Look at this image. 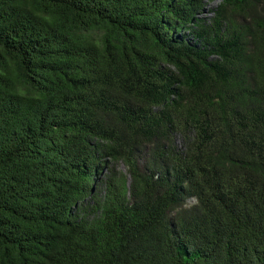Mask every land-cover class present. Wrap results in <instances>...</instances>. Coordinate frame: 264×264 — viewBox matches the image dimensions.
<instances>
[{
  "label": "trees",
  "instance_id": "obj_1",
  "mask_svg": "<svg viewBox=\"0 0 264 264\" xmlns=\"http://www.w3.org/2000/svg\"><path fill=\"white\" fill-rule=\"evenodd\" d=\"M212 1L0 0V264H264V0Z\"/></svg>",
  "mask_w": 264,
  "mask_h": 264
},
{
  "label": "rangeland",
  "instance_id": "obj_2",
  "mask_svg": "<svg viewBox=\"0 0 264 264\" xmlns=\"http://www.w3.org/2000/svg\"><path fill=\"white\" fill-rule=\"evenodd\" d=\"M218 3H219V1H217V0H214L212 2L207 3L206 4V9L203 11L202 15L204 17L208 18L211 15V10L213 8H215ZM175 142L177 144V147L181 148V143H180L179 137H176ZM108 167L109 168L112 167L113 170L118 172V173L119 172L125 173V168L123 167V165L121 163H115L112 166H108ZM105 171H106L105 168H103L102 173H105ZM101 188L102 187H99V189H101ZM192 203H193V201H188V204H192Z\"/></svg>",
  "mask_w": 264,
  "mask_h": 264
},
{
  "label": "clouds",
  "instance_id": "obj_3",
  "mask_svg": "<svg viewBox=\"0 0 264 264\" xmlns=\"http://www.w3.org/2000/svg\"><path fill=\"white\" fill-rule=\"evenodd\" d=\"M217 1H219V0H217ZM217 5H218V4H217ZM217 5H216V6H217Z\"/></svg>",
  "mask_w": 264,
  "mask_h": 264
}]
</instances>
